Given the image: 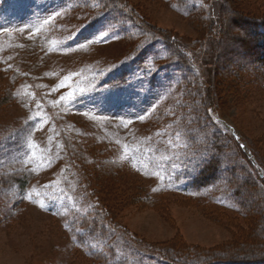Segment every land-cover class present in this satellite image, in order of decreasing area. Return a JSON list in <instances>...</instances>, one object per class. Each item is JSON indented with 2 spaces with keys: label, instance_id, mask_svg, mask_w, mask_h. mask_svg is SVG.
Masks as SVG:
<instances>
[{
  "label": "rangeland",
  "instance_id": "374dc122",
  "mask_svg": "<svg viewBox=\"0 0 264 264\" xmlns=\"http://www.w3.org/2000/svg\"><path fill=\"white\" fill-rule=\"evenodd\" d=\"M80 1L0 0V264H98L92 252L111 239L74 234L90 199L126 250L123 237L161 259L264 260V192L250 164L264 177V65L237 53L240 26L212 22L215 10L229 25L264 20V0L106 2L124 32L96 0ZM214 44L210 119L203 56ZM65 142L88 158L78 163ZM205 158L216 170L199 185Z\"/></svg>",
  "mask_w": 264,
  "mask_h": 264
},
{
  "label": "trees",
  "instance_id": "16d2710c",
  "mask_svg": "<svg viewBox=\"0 0 264 264\" xmlns=\"http://www.w3.org/2000/svg\"><path fill=\"white\" fill-rule=\"evenodd\" d=\"M106 2H112L111 0H96V3L92 4L93 6H96L97 10L104 11L105 13V20L106 24L108 26L112 25L113 23L116 24L118 27L119 31L124 32L126 30V22L122 20L121 16L119 15L118 11H121L118 8L114 6H108ZM104 3H106V6H102ZM81 4H87L83 0L80 1ZM220 9V8H219ZM192 11V8H191ZM217 13V17L213 20L214 23H222L223 26L225 27H230L234 29H238L237 27L240 26V31L243 34V38L239 36H236L235 43L239 47L237 53H242L243 55H248L250 57H253L254 60H260L262 61V64L264 65V20H256V19H241L239 22L236 21L234 24L229 25L230 23V17L228 15H225L221 10H215ZM127 15V14H126ZM130 18L128 17V20L131 22V24L134 26V30H137V32H141L142 34L146 36H151L150 29L148 28L149 26L145 24V22L139 21L140 23L134 21V18L136 16L134 15L133 12L128 14ZM135 23L137 26H135ZM242 26V27H241ZM128 31V30H126ZM162 40L163 44L168 48L171 46H174L176 43L174 35L170 33H163L162 34ZM171 49V48H170ZM174 56V54H172ZM220 56V49L217 45H212L209 46L203 56V62L205 65V71H206V79L203 82V88L208 96V104L205 109L206 116L210 118V114L207 112V110L216 104L213 103L212 99V91L213 87L215 85L214 79H215V71L217 68V61ZM155 60L158 58L154 57ZM177 66H179V62H184L179 56H175ZM179 63V64H178ZM167 69V68H166ZM217 106V105H216ZM190 118V122H194V120ZM211 119V118H210ZM196 123V122H195ZM233 141L237 145L238 149L243 153L245 158L249 160L250 158L248 157L247 153L243 151V148L241 146L240 141H236L234 137L231 135ZM64 148H65V153H69L72 155V158L75 159L78 163L80 161H84V159H87V155L78 149L77 147H73L71 144L69 145L68 142L64 143ZM252 152V150L250 149ZM255 161L258 162L254 152H252ZM85 156V157H84ZM74 160V162H75ZM69 162V161H68ZM250 162V161H249ZM76 163V164H78ZM259 163V162H258ZM251 167L255 172L256 176V181L262 191L264 192V177H261L258 169L256 166H254L251 162ZM196 176L194 175V182H199L201 181V184L199 185H205L208 180L210 175H214V172L216 170V166L213 161H209L207 158L205 160L203 159L202 161L199 160L196 166ZM78 171V170H77ZM79 173V172H78ZM12 179L14 180V183L19 184L21 187H25L29 177L27 175H16L14 172L10 174ZM81 182V181H80ZM191 188L195 186V184H191ZM192 188V189H193ZM82 198L84 201L89 200L90 198L88 197V194L86 193V188L83 186L82 190ZM91 203L87 202L88 205V212L89 214L91 213L92 216H87V215H82L79 218V223L78 226L79 228L82 229L81 232H74L77 238L81 239L82 237L90 236V237H106L110 238L112 241L110 244H107L106 246L102 247L100 250L92 252V254L95 255V260L98 262V264H125L128 258L134 259L133 262L134 264H137L139 262L140 264H212L214 263H220V264H258L259 262H264L262 259H258L252 257L250 258L251 261H248L247 256L250 255H237V256H227V255H206V256H201L197 259H177L173 260L171 257H167L165 259L161 258H155L154 255L152 256L150 253L145 251L144 249L138 250V245L133 243L130 239H127L126 237L124 238V241L127 243H131V245H127V250L125 249L124 246L117 245L116 240H120L122 238V234H120L118 231V228H116L114 225L109 223L106 220V215L104 213L105 208H102L101 204L99 201L96 200V203L93 201V199H90ZM263 217H264V211H263ZM106 220V222L104 221ZM111 224V225H110ZM71 230L74 231V228L72 227ZM122 231V230H121ZM111 236V237H110ZM121 236V237H120ZM114 240V241H113ZM116 244V246H115ZM220 261V262H219ZM234 261V262H233Z\"/></svg>",
  "mask_w": 264,
  "mask_h": 264
},
{
  "label": "water",
  "instance_id": "95a60500",
  "mask_svg": "<svg viewBox=\"0 0 264 264\" xmlns=\"http://www.w3.org/2000/svg\"><path fill=\"white\" fill-rule=\"evenodd\" d=\"M233 132V134L236 136V133H234V131H232ZM244 151H246V149L244 148ZM247 154H248V156H250L251 157V153L248 151L247 152Z\"/></svg>",
  "mask_w": 264,
  "mask_h": 264
},
{
  "label": "snow or ice",
  "instance_id": "6c2138e0",
  "mask_svg": "<svg viewBox=\"0 0 264 264\" xmlns=\"http://www.w3.org/2000/svg\"><path fill=\"white\" fill-rule=\"evenodd\" d=\"M104 35H107L106 33ZM65 98L61 97V100L63 101ZM139 119H143V117H139Z\"/></svg>",
  "mask_w": 264,
  "mask_h": 264
},
{
  "label": "bare ground",
  "instance_id": "6f19581e",
  "mask_svg": "<svg viewBox=\"0 0 264 264\" xmlns=\"http://www.w3.org/2000/svg\"><path fill=\"white\" fill-rule=\"evenodd\" d=\"M229 127V126H228ZM230 128V127H229Z\"/></svg>",
  "mask_w": 264,
  "mask_h": 264
}]
</instances>
